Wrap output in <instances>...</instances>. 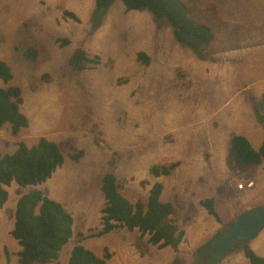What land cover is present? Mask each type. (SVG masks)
Segmentation results:
<instances>
[{
  "label": "rangeland",
  "instance_id": "1",
  "mask_svg": "<svg viewBox=\"0 0 264 264\" xmlns=\"http://www.w3.org/2000/svg\"><path fill=\"white\" fill-rule=\"evenodd\" d=\"M183 1L194 20L208 24L214 32V38L198 49L178 42L172 26L155 20L147 10H126L122 0L99 10L95 0H0V60L12 74L9 82L0 85L19 88L20 110L27 118V126L16 135H12L9 123L2 124L0 150L12 153L19 142L30 146L44 137L55 142L63 155L62 164L44 182L6 186L8 198L0 207V264L7 261L4 247L15 253L20 249L10 230L18 197L32 188H39L68 210L73 208L78 219L73 229L84 231L102 223L105 174L115 175L118 192L128 201L143 203L156 180L151 167L180 160L182 163L169 175L158 176L163 185L159 200L173 203L177 224L190 236L205 234L206 238L195 249L187 247L191 241L184 244L182 256L169 251L172 264H198L199 248L249 209L248 201L264 203L260 186L259 198L248 194L247 188L237 187L249 178L252 166L235 170L226 162L230 137L235 132L231 126L233 112L239 100L245 103L253 96V107L264 115V0ZM64 10L74 12L80 20L65 16ZM256 16L261 20L254 28L247 19ZM145 45L154 46L148 50L147 62L136 58L139 62L135 64L133 51ZM201 50L209 64L207 69L217 75L210 80L218 87L213 105L207 96L200 102L192 96L203 86L198 68L205 63L196 56ZM79 52H86L90 59L82 67H76L80 62H73ZM108 53L123 58L131 55L129 69L123 71L117 58L105 56ZM250 61L249 69L255 73L233 78L237 66L244 71ZM216 63L224 66L220 74L216 73ZM187 99L191 104V111L186 112L189 119L184 118L177 126L183 130L176 140L171 134L174 127L163 123L167 117L163 107H169L170 102L176 107V101L184 103ZM225 113L231 120H222ZM258 122L261 126L254 142L264 135V124L261 119ZM132 130L138 135L133 136ZM255 174L254 183H260L261 170ZM211 197L218 220L200 203ZM109 234L94 236L88 242L102 249ZM144 235L147 241L141 242ZM126 236L136 241L133 247L138 251L149 253L152 245H148V233H140L138 239L135 233ZM248 241L254 244L256 239ZM67 243L61 264H67L72 244ZM89 248L97 255L104 251ZM239 250L234 249L219 264H231L230 260L239 263L243 256L236 253ZM15 253L9 264H16ZM144 253L137 262L143 261ZM16 262L21 264L18 259Z\"/></svg>",
  "mask_w": 264,
  "mask_h": 264
},
{
  "label": "trees",
  "instance_id": "2",
  "mask_svg": "<svg viewBox=\"0 0 264 264\" xmlns=\"http://www.w3.org/2000/svg\"><path fill=\"white\" fill-rule=\"evenodd\" d=\"M113 1L95 0L96 9L105 8ZM122 2L126 10H147L155 20H164L170 24L174 37L183 45L198 49L214 38L212 28L204 22L194 20L188 5L183 0H122ZM63 14L75 21L80 20L72 11L64 10ZM201 51L199 54L204 57L205 54ZM138 57L148 60L142 51L138 52ZM84 61H90L86 52L82 54L79 52L73 59L75 65L80 62L76 67H82ZM93 62L96 63L97 60ZM11 79L9 67L0 60V82L6 84ZM21 101L17 86L0 85V127L3 123H9L12 135H16L21 128L27 126V118L20 110ZM261 106L264 108V100ZM254 112L257 119L264 117L255 109ZM229 149L226 162L231 169L236 170L242 166L264 161V141L260 148L255 150L245 136L234 133L231 136ZM62 162L63 155L60 147L44 137L30 146L21 141L12 153H3L0 150V207L8 198L6 186L12 182L21 187L38 185L49 178ZM181 163L180 160H175L167 166L155 164L150 171L156 177L167 176L175 166ZM115 179V175L111 173L102 177L105 205L101 210L102 228L95 235H101L119 227H126L129 230L137 228L141 234H149L150 243L160 248L171 246L176 250L183 240L185 231L175 220L174 214L177 209L173 203L159 200L162 183L155 181L143 204L140 200L132 203L123 197L118 192ZM200 203L217 220L219 219L212 198L202 199ZM10 233L20 246L17 251L19 263L57 264L56 260L62 247L73 235V217L60 202L45 195L40 189L32 188L21 193L17 199L14 226ZM238 244L249 259V264H264V257L256 254L248 241H240ZM3 251L6 254V264H9L8 250L4 247ZM199 252L201 257L198 264H209L212 258L206 246H201ZM109 257L107 248L104 249L103 257H99L81 243H76L71 249L68 264H107L106 260Z\"/></svg>",
  "mask_w": 264,
  "mask_h": 264
},
{
  "label": "crops",
  "instance_id": "3",
  "mask_svg": "<svg viewBox=\"0 0 264 264\" xmlns=\"http://www.w3.org/2000/svg\"><path fill=\"white\" fill-rule=\"evenodd\" d=\"M248 7H247V9H248ZM252 19H253V21L250 23V20H252ZM259 19L261 20V18L256 16V17L249 18L247 20L249 21L250 26H254V25L259 24ZM153 48H154V46L145 45L140 50L133 51V52H135V57H134L135 64H137V62H139L136 58L143 60L144 62H147L144 59H142L141 57L140 58L138 57V52H140V51L144 52V54L148 58V50L153 49ZM201 53L204 54L203 51H201ZM105 56L106 57L113 56V57L117 58V60H118L117 65H120V68L123 71H127L129 69L130 62L133 61L131 59V55H130V58L118 57L114 54H109V53L106 54ZM196 56H197V60L199 59V61L205 63L204 57L206 55L204 57H201V54L197 53ZM251 63H253V62L252 61L248 62V64L246 65V68H244V71L240 70L241 67L238 65L237 67H239V68H237V70H235V76L233 78H235V77L238 78L242 75H247V74H254L255 73L254 70L249 69ZM216 64H217V72L216 73H219V74L222 73L224 66L222 64H219V63H216ZM127 67H128V69H127ZM208 67H209V64L205 63L204 66H202L201 68H198V70H202V71H199V74L201 76L200 81L203 83V86L201 89L194 91L192 96L196 97V102H200V100L202 98L207 96L206 98L209 101H211L212 105H213L214 100H215L214 90L218 91V87L216 88V86L213 85L210 80H215V77L217 75L214 74L213 69L208 70L207 69ZM209 89H212V91H209ZM255 97L257 99H260L261 95L255 94ZM252 99H253V96H252ZM252 99L249 98V100H247L244 103L242 98H241L239 100V102L235 105L234 112H233L235 116H234L232 126L235 128L234 129L235 133L245 136L249 140L251 146L255 150H258L260 148V146L262 145V142L264 140V135L258 141L254 142L255 138H257L256 135L259 132V128H260L261 124L258 122L259 119H257V117L255 115V112H254L255 108L253 107V104L251 103ZM189 101H190V99L185 100L184 103H180L179 101H176V103H175L176 107H174V106L172 107V103L170 102L169 107H163V113L165 116H167L166 120L163 123L167 128L174 127L171 134H173L172 137H174L176 140H177V137H179L181 135L182 130H183L182 128L180 130H177L176 129L177 126L182 124V121L184 118L189 119V116L186 115L187 111H191V104L188 103ZM222 120L223 121L231 120V116L229 115V113H225L224 116H222ZM23 128H25V127H23ZM133 130L131 131V132H133V136L138 135L139 132L134 134ZM37 139H39V138H37ZM111 143H112L111 146L113 147L114 142L112 141ZM134 145L135 144H133V146ZM161 145H163V143H161L160 146ZM195 151H197L199 153V151L197 149H195ZM226 153H227V151H226ZM173 161H175V160H173ZM263 163L264 162L262 161L260 163L254 164V165H250V166H252V172H251V175L249 176V178H246V179H250V178L253 179L256 175L255 171L261 170L263 178L260 180V183L255 184L254 187L248 188V190H247L248 194L252 193V196H255L257 194L258 198L264 194V165H263ZM196 170H199V169L197 168ZM195 176H198V175L195 174ZM153 177H155V176H153ZM155 178H156L155 181H157L158 177H155ZM259 186L262 188L260 196L258 193V187ZM101 188H102V186H101ZM260 199H262L261 202H264V196H261ZM135 201H138V200H135ZM254 206H257V205L249 204V201H248L246 208H251ZM69 210L68 211L71 213V215L73 217V225L75 226V222L78 220L77 216H74L73 208H70ZM221 220H222V218H221ZM87 225H90V223H86V226ZM101 228H102V223L97 224L94 227L86 228V229H84V231L76 229V228L73 229V235L68 241V242H71L72 244L68 248L69 253H68V256L66 257L67 264H68V259H69L71 249L73 248V246L76 243H81L85 248H87L89 250H91L89 248V247H91L92 249L97 250L98 252L100 250H102L103 248L109 249L110 257L106 260L107 264H169V263H172V261L174 260L172 254H170L169 251H177L179 253V255L182 256L181 250H182L184 244L191 241V245H187V247L195 249L197 246H199L200 243L203 244L205 242V238H206L205 234L201 235L199 237H197V236L192 237L189 235V233L187 231H185L183 240L181 241V243L179 244V246L176 250L170 246H165V247L159 248L158 246H156V244H152V243L148 242V245H152V247L150 248L149 253H144L145 251L140 252V251H138L137 248H134L133 246L136 243V241H135V243H133L132 241H130L129 237L126 236L127 234L135 233L137 235V239H138L141 231H139L137 228H135L133 230H129L125 227H119V228H115V229H118L119 231H118V233H115L114 235L109 234L112 230L109 231V233L107 232V234H109L108 240L105 243V246H103V248L101 249V247H97V246L93 245L92 244L93 242H88V240L90 238H94V236H98L97 234L95 235V233L97 231H99ZM181 228H183V226H181ZM11 230H10V232H11ZM128 239H129V241H128ZM142 239L143 240H141V242H143L144 240L147 241V239L145 238V235L143 236ZM255 239H256V241L254 242V244H250V245L255 249L256 252L259 253L260 256L264 257V229ZM66 244H68V243H66ZM62 249H63V247H62ZM62 249L59 253L58 259L56 260L57 264H61V262H60V260L62 258L61 254H62V251H64V249H66V248H64L63 250ZM141 249H143V248L141 247ZM161 250H163V251H161ZM8 251H9L8 252L9 258L11 261V258H12L11 255L14 254L15 251H13V250H8ZM155 252H157V253H155ZM103 253H104V251L102 250L100 253H98V255L96 253H95V255L99 256V257H103V256H100ZM143 253H144L143 261L137 262L138 259L142 257L141 255ZM236 253H242V252L239 250ZM15 254L17 255V251ZM150 255H151V257H150ZM229 255H231V254H229ZM242 255H243V253H242ZM13 259H14L15 263L17 264L16 259H18V256L13 257ZM223 260H227V259L223 258ZM229 262L231 264H249L248 259L244 255L239 260V263L236 262L235 260H230ZM10 264H12V263H10Z\"/></svg>",
  "mask_w": 264,
  "mask_h": 264
},
{
  "label": "water",
  "instance_id": "4",
  "mask_svg": "<svg viewBox=\"0 0 264 264\" xmlns=\"http://www.w3.org/2000/svg\"><path fill=\"white\" fill-rule=\"evenodd\" d=\"M264 124V118H261ZM264 229V203L247 209L230 221L224 232L213 235L205 244L206 250L214 264L240 241L256 238Z\"/></svg>",
  "mask_w": 264,
  "mask_h": 264
},
{
  "label": "clouds",
  "instance_id": "5",
  "mask_svg": "<svg viewBox=\"0 0 264 264\" xmlns=\"http://www.w3.org/2000/svg\"><path fill=\"white\" fill-rule=\"evenodd\" d=\"M78 17H79V16H78ZM79 19H80V18H79ZM257 25H259V24H257ZM253 27L255 28V26H253ZM213 33H214V32H213ZM262 118H263V117H262ZM232 125H233V122L231 123V126H232ZM234 133H235V132H234ZM234 133H233V134H234ZM231 136H232V135H231ZM230 139H231V137H230ZM263 141H264V140H263ZM263 162H264V161H263ZM248 181H252V184H251V185H247V182H248ZM254 185H255V183H254L253 179L250 178V179H246V180L244 181V183H242V186H239V184H238L237 187H238L240 190H243V189H246V188H247V189H248V188H252V187H254ZM211 198H212V197H211ZM212 199H213V198H212ZM260 205H261V204H260ZM257 206H259V205H257ZM254 207H255V206H254ZM251 208H253V207H251ZM249 209H250V208H249ZM243 212H244V211H243ZM240 214H241V213H240ZM125 228H126V227H125ZM127 229H128V228H127ZM134 229H135V228H134ZM220 232H224V231H220ZM217 233H218V232H217ZM207 241H208V240H207ZM207 241H206V242H207ZM244 241H247V240H244ZM238 243H239V242H237V243L231 248V250H230L229 253L234 252L233 250L236 249V248H237V249L240 248V249H241L240 251H241V252L243 253V255L247 258V256L244 254V251L242 250V247H237V245H239ZM248 243H249V241H248ZM205 244H206V243H205ZM205 244H204V245H205ZM249 245H250V243H249ZM250 246H251V245H250ZM251 248H252V247H251ZM252 249H253V248H252ZM253 250H254V249H253ZM229 253H228V254H229ZM228 254H227V255H228ZM227 255H225L223 258H225ZM258 255H259V254H258ZM223 258H222V259H223ZM222 259H220L219 261H217V262L214 263V264H219L220 261H221ZM247 259H248V258H247ZM211 261H212V260H211ZM211 261L209 262V264L211 263ZM248 262H249V259H248ZM249 263H250V262H249Z\"/></svg>",
  "mask_w": 264,
  "mask_h": 264
},
{
  "label": "built area",
  "instance_id": "6",
  "mask_svg": "<svg viewBox=\"0 0 264 264\" xmlns=\"http://www.w3.org/2000/svg\"><path fill=\"white\" fill-rule=\"evenodd\" d=\"M251 184H252V181L247 182V185H251ZM239 186H242V183H239Z\"/></svg>",
  "mask_w": 264,
  "mask_h": 264
}]
</instances>
